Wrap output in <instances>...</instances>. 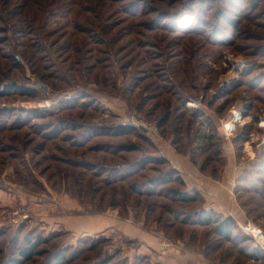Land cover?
<instances>
[{
	"label": "rangeland",
	"instance_id": "obj_1",
	"mask_svg": "<svg viewBox=\"0 0 264 264\" xmlns=\"http://www.w3.org/2000/svg\"><path fill=\"white\" fill-rule=\"evenodd\" d=\"M199 208L264 230V0H0V264H244Z\"/></svg>",
	"mask_w": 264,
	"mask_h": 264
},
{
	"label": "crops",
	"instance_id": "obj_2",
	"mask_svg": "<svg viewBox=\"0 0 264 264\" xmlns=\"http://www.w3.org/2000/svg\"><path fill=\"white\" fill-rule=\"evenodd\" d=\"M168 157L169 162L171 164V168L176 170L177 172L180 173L181 176H183L186 181L187 180H194V181H199L203 182V177L208 178L206 175H204L199 167H197L189 157L181 155L176 152H171ZM199 189V187H197ZM208 188H211L208 186ZM198 212L200 211H207V212H212L215 211L217 213H222L227 216H231L233 220L236 221V229L231 233V237L233 235L235 236L237 232L242 234V236H245L246 238H249L246 234L242 232V230L239 228V223H243L246 221V213L243 211L241 208H199L197 209ZM196 212V213H198ZM237 230V231H236ZM131 235L133 237L138 238L141 242L144 243L142 249L145 248L146 251H148L150 248L151 250L157 249V244L158 242L155 240L154 236H151L147 233L141 232L140 230H132L131 229ZM240 253L245 258L244 264H249L250 262H254L256 264H262L264 263V247L260 246L258 243L254 241V246L253 248H240ZM146 254V252H145ZM175 257H172V255L164 256L161 258L163 264H181V257L180 255H174Z\"/></svg>",
	"mask_w": 264,
	"mask_h": 264
},
{
	"label": "trees",
	"instance_id": "obj_3",
	"mask_svg": "<svg viewBox=\"0 0 264 264\" xmlns=\"http://www.w3.org/2000/svg\"><path fill=\"white\" fill-rule=\"evenodd\" d=\"M150 161H153V162H164L165 160L162 159V158H151ZM176 173L174 170H171L169 172V174H174ZM163 180L162 181H166L167 180V177H163L162 178ZM177 195H179V192L177 193ZM196 198V194L195 195H190V194H187V193H183L182 195V199L183 200H192V199H195ZM200 222L201 223H210L211 220L210 218L212 217V212H207V211H201L200 212ZM231 225H232V220L230 218H227L226 220L222 221L220 223V230L224 231L226 233V237L229 238L230 237V228H231ZM28 254L26 256H28L30 253L27 252ZM59 255V254H58ZM58 257V256H57ZM7 264H17V261H11ZM54 264H60L59 262H55Z\"/></svg>",
	"mask_w": 264,
	"mask_h": 264
},
{
	"label": "built area",
	"instance_id": "obj_4",
	"mask_svg": "<svg viewBox=\"0 0 264 264\" xmlns=\"http://www.w3.org/2000/svg\"><path fill=\"white\" fill-rule=\"evenodd\" d=\"M243 233L248 235L260 246L264 247V230L255 226L251 221H248L240 226Z\"/></svg>",
	"mask_w": 264,
	"mask_h": 264
},
{
	"label": "bare ground",
	"instance_id": "obj_5",
	"mask_svg": "<svg viewBox=\"0 0 264 264\" xmlns=\"http://www.w3.org/2000/svg\"><path fill=\"white\" fill-rule=\"evenodd\" d=\"M231 125V121H227V122H225V124H224V126L226 127V128H228L229 126Z\"/></svg>",
	"mask_w": 264,
	"mask_h": 264
}]
</instances>
